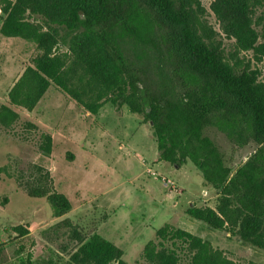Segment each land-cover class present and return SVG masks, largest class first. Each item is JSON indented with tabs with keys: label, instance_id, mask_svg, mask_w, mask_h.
I'll list each match as a JSON object with an SVG mask.
<instances>
[{
	"label": "trees",
	"instance_id": "1",
	"mask_svg": "<svg viewBox=\"0 0 264 264\" xmlns=\"http://www.w3.org/2000/svg\"><path fill=\"white\" fill-rule=\"evenodd\" d=\"M6 18L0 33L37 44L41 54L27 66L9 92V104L34 110L55 84L92 113L103 102L144 114L151 123L159 160L176 168L190 160L205 181L219 191L217 208L188 202L184 214L214 230H227L264 249V82L250 63L230 65L220 42L199 33L200 21L192 0H4ZM264 0H214L213 9L225 33L240 50L264 57L253 28L254 7ZM143 10L166 29L158 38L144 20ZM169 47V70L162 59ZM61 46L68 53L59 51ZM145 50L156 57L151 79L132 63L130 54ZM58 50V51H57ZM162 59V60H161ZM200 78L194 84L186 73ZM0 107V123L10 126L19 114ZM225 131L238 145H260L243 165L230 167L209 127ZM40 149L49 155L53 139L43 133ZM34 197H47L56 215L72 205L53 185L49 172L29 188ZM21 235L26 231L16 227ZM123 250L93 234L72 254L76 264H128ZM146 264H237L222 249L186 229L166 223L143 248ZM21 264H34L29 252Z\"/></svg>",
	"mask_w": 264,
	"mask_h": 264
},
{
	"label": "rangeland",
	"instance_id": "2",
	"mask_svg": "<svg viewBox=\"0 0 264 264\" xmlns=\"http://www.w3.org/2000/svg\"><path fill=\"white\" fill-rule=\"evenodd\" d=\"M256 3L252 18L260 43L264 42V1ZM213 4L214 0H192L201 22L200 35L220 42L230 65L250 63L264 82V57L237 47L236 40L223 30ZM143 14L151 31L158 38L166 37L165 27L151 12L143 10ZM162 47L167 71L173 55L168 46ZM59 51L68 53V48L61 46ZM40 54L32 40L0 33V107L9 104L11 88ZM155 58L132 46V63L154 80ZM186 76L200 83L197 75L187 72ZM10 106L19 118L10 126L0 123V264H21L29 252L34 264H76L72 254L93 234L120 247L128 264H146L143 248L166 223L210 241L237 264H264V249L184 214L191 201L217 208L219 191L190 160L180 168L159 160L156 135L144 114L112 102H103L92 113L55 84L34 110ZM43 133L53 139L49 155L40 149ZM206 133L234 169L260 147L254 140L240 146L215 126ZM47 172L54 188L71 202L63 215H56L47 197L29 193L34 181ZM16 227L26 233L21 235Z\"/></svg>",
	"mask_w": 264,
	"mask_h": 264
},
{
	"label": "built area",
	"instance_id": "3",
	"mask_svg": "<svg viewBox=\"0 0 264 264\" xmlns=\"http://www.w3.org/2000/svg\"><path fill=\"white\" fill-rule=\"evenodd\" d=\"M4 4L2 3V0H0V24L4 21L6 18V11L4 8Z\"/></svg>",
	"mask_w": 264,
	"mask_h": 264
}]
</instances>
